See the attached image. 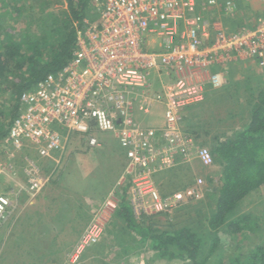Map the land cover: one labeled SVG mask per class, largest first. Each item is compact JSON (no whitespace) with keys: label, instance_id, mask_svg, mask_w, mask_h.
Here are the masks:
<instances>
[{"label":"built area","instance_id":"2783aa9c","mask_svg":"<svg viewBox=\"0 0 264 264\" xmlns=\"http://www.w3.org/2000/svg\"><path fill=\"white\" fill-rule=\"evenodd\" d=\"M231 1L100 0V22L85 27L88 21H84L70 61L20 95L17 115L0 141L5 171L21 170L27 177L28 192L35 196L50 183L75 137L88 149H97L103 142L96 135L111 133L126 152V171L133 178L129 198L132 206H139L143 212L162 211L185 197H201L198 188L202 180L198 179L197 189L191 187L185 195L178 192L161 199L153 183L148 182V171L151 157L163 156L155 148L156 138L162 136L172 148L182 138L177 128L179 113L200 104L206 86L220 89L226 83L218 71L206 77L208 70L239 60L256 63L264 70V17L251 27L228 33L204 16L207 6L229 16ZM209 27L214 38L204 45L201 38ZM150 40L152 44L157 42V49L147 48ZM151 73L160 81L159 93L149 91L153 90ZM153 102L165 106L167 128L163 132L140 128L133 120L135 111L147 112ZM185 135V139H191ZM23 141L41 160L54 165L51 172L42 173V167L29 157L14 160L11 150H21ZM168 157L165 164L171 165L172 156ZM197 157L204 166L213 164L211 151L205 147L197 150ZM145 196L150 202L144 200ZM13 203L12 193L0 192V225ZM118 203L115 197L106 201L104 209L86 227L73 258L99 241L104 214L106 210L114 212Z\"/></svg>","mask_w":264,"mask_h":264},{"label":"rangeland","instance_id":"374dc122","mask_svg":"<svg viewBox=\"0 0 264 264\" xmlns=\"http://www.w3.org/2000/svg\"><path fill=\"white\" fill-rule=\"evenodd\" d=\"M198 1L204 2V0ZM60 2L61 3L58 4L51 2L46 5L45 1L43 0L37 3L34 0H0V21H3V23H1L4 27L3 31L6 35H16L15 39L22 38L16 33H19L21 30L24 31V29L28 30L31 26H34L35 22L38 19L43 20L46 23L45 29L49 30L52 25L51 20L47 18V14L50 11L52 5L54 7L52 10L55 12L57 11L59 14L62 10H65V3L62 4V0ZM236 2L237 4L234 2V0L231 1L230 11L228 12V15L234 16V22L237 24L234 30H237V27L239 29L244 27H251L247 26L248 24L254 25V23L258 21V16L261 14V11L264 10V1L237 0ZM260 2H262L261 6H258V3ZM222 4L223 6H225V3ZM99 5L100 0H89L87 2L83 13L84 21H88L87 25H84L85 27L97 26L98 22H100V15H97V9ZM245 5L247 7H245ZM209 8L210 7L207 6V9ZM33 15H37L38 18H33ZM33 20L34 23L32 22ZM222 21L224 23L226 22L225 19H222ZM234 30L230 32L228 31V33H232L234 32ZM42 32V30H38V32L36 33V39L38 37L41 38L40 36L42 35ZM77 32H81V27ZM156 45L157 42L152 44V41L150 40L147 44V48L157 49L158 47H155ZM249 64L250 63H247V66H245L246 64H240V67H231L229 73L230 75H227L228 84L221 89L214 90L211 86H206L205 91L208 95V98L206 99L204 95L203 102H205L201 104L202 108L199 111H196L197 116L200 112L204 113V115L202 114L203 123H195L196 125L190 123L191 114L189 115V117L187 115L190 111L189 108V110H183L182 114L179 113L181 121L178 125L181 124L182 120L183 122L185 121L184 127L181 128V133H188L192 130L197 132V130H200L201 127L206 130L200 132H203L205 134H199L201 137L200 141L195 139V134H191L192 138L195 140L196 146H204L208 150H211L214 146V136L220 138L221 140L230 139L235 132H239V130H241V128L249 122L251 116V104L256 93L258 92L256 98L260 94L261 87L264 84L263 68H261L256 63H252L254 65ZM215 71L216 70H212L211 72L213 73ZM223 73L224 75L226 74L225 72ZM150 75L151 78L154 75V78L152 83L153 90L149 91L150 93H159L161 89L160 81L154 73H151ZM259 80H261V82H259ZM0 88H7V90L0 89V127H3L5 129L10 122V112H12L15 102L14 98L9 93H6L9 92L8 88H10L7 87L6 83L2 84ZM218 92L224 93L219 98L216 97V99H214V101L206 107L208 101L211 99L210 96H214L215 94H218ZM201 105L198 107H201ZM164 111V104L153 102L152 108L147 112L135 111L133 120L140 128L151 129V127H157L154 129L163 132L167 128V126L165 125L166 119L164 117ZM187 121H189V123H187ZM96 136L101 142H103V144H101V147L98 148L99 150L93 152V156L81 154L85 151V145L75 137L71 142V146L67 149L66 155H68L69 153L70 155L63 160L61 166H59L60 168L58 173L56 172L55 174H53L50 183L40 192H47L49 197L57 198L59 197L57 191H52L50 193L52 180H59L58 185L65 184V182L71 184L73 182V179L84 181L85 178L89 177V174L91 172L95 173L96 171L100 172L102 184H104L105 186L103 189V193L94 194L95 213L98 214V212H100V210L103 208V205L110 197H115V199H118L119 201L120 194L122 190L125 189V197L126 199H128V204L133 211L135 220L139 224L149 225L154 229L162 231H174L184 226H191L192 228L196 229L199 225L201 233H205L207 231V228L204 226V219H201L200 216H205L204 214H208L214 209L213 199L217 197V192L215 191V189L219 186L220 180L221 168L219 165L213 162L211 166L203 165V167L199 161H196L195 164L194 162H185L184 157L181 155H185V153L182 152H184L186 147H184V149L177 148L174 150L169 147V144L165 140V138H162V136H158L156 138V141L154 142L155 148H157L163 156L161 157V155L157 154L155 157H151L152 161L148 171V182L153 183L156 192H158L161 199H164L168 198L169 196L171 197L176 192H180L185 195L186 191L191 187L197 189L195 182L200 179L202 180V184L198 189H200L202 196L191 198L185 197L183 201L177 203L174 207L166 208L162 211L151 210L148 212H143L142 210H140L139 206L137 208V206H132L130 204L131 199L129 198L131 194L133 178L132 174H129L130 172L126 171V167L128 165L126 152L119 146L120 143L118 140H116V138H114L113 134L102 133L97 134ZM201 141L204 144L200 143ZM23 142L24 147H22L21 150L17 151L12 148L11 153L14 154V160L18 162L23 161L25 157H29L38 166L42 167L43 171L47 172V170L49 169L48 161H45L44 159L41 160L31 149V145L27 141ZM187 146L189 147L188 149L190 151L191 149L195 148L191 146L189 141L187 143ZM106 152H109L110 155H107L105 157L102 153ZM174 153L177 155H175ZM168 155L172 156L171 165L165 164L166 158L170 160ZM102 156L104 157L102 158ZM4 165V158L0 156V192L9 190L11 186H15L16 182L21 181V174H18V169H16L17 171H14L15 169L13 170L16 173H13V171L6 172L4 169ZM78 169H81L82 172ZM110 170L112 172H110ZM128 176H130L131 180L129 179L127 181L125 180V177ZM121 179H123V181H121ZM205 193L206 195H204ZM21 199L22 197H20L18 201L21 202ZM63 199L64 200L60 201H63L64 203L67 200L72 199V197L70 196V194H68L63 196ZM144 200L146 202H150L148 196H145ZM58 206L59 204L56 205L57 208ZM63 207L64 205L61 208ZM146 210L149 209L146 208ZM63 211V209H60L58 211V214L55 216V221L58 222V225H62L63 220H66L70 214L71 216L73 214L70 211ZM263 212L264 188H261L258 193L253 194L252 196H249L244 201H242V204L238 208V212H236V216L246 213L254 217H259ZM113 213L114 212H111V210H106L103 218L104 230L97 244L93 248H86L82 253H80V255H78L77 259L73 258V256L70 257V259L73 261L72 263H70L69 261L70 264H181V261L179 260L170 261L167 259H156L153 253L150 251H146L143 246L139 244L134 245V242H131L130 240L131 236L128 235L129 233H117L119 230V225L121 226L122 224L112 217ZM77 218H79L76 226L77 231L74 227L73 233L79 232L80 228L82 230L83 227H87L90 223V221L85 223L86 215H84V213L81 215L77 214ZM262 221L263 220L259 221V223L257 222L260 227L263 225ZM2 224L0 225V228ZM122 229L124 230V228ZM0 230H4V228H1ZM33 232L38 233L40 231L38 229H33L31 233ZM4 233L5 232L0 231V235L3 237ZM45 233L46 232H44L43 235H38L34 238H31V253H20L21 251H19L18 247L16 246L13 249L15 250V254L18 256L15 259L16 261H13L12 259L7 260L9 259V257L6 255V253L3 252V256L0 257V264H47V262L50 261L51 255L54 254V251L52 248H50V245L47 246L53 235ZM238 235V242L229 243V239H227L224 234H221V244H223L224 246V251L220 252V249L218 248L210 257H208V261L206 262V264H214L216 263V261L227 262V258L234 257L236 254L238 255V248L243 251L249 250L248 248L252 249L263 239L262 232L257 234H249L243 232V234L240 233ZM3 241L4 238L2 239V242ZM58 241L69 243V238L65 239L59 237ZM66 255L67 251L63 249V254L59 255L61 257V261L65 260ZM67 262L63 264H69Z\"/></svg>","mask_w":264,"mask_h":264},{"label":"trees","instance_id":"16d2710c","mask_svg":"<svg viewBox=\"0 0 264 264\" xmlns=\"http://www.w3.org/2000/svg\"><path fill=\"white\" fill-rule=\"evenodd\" d=\"M34 1L37 3L41 0ZM43 1L46 5L51 2L61 3V0ZM88 1L62 0L66 7L60 14L52 10L54 8L52 5L47 14L52 27L46 30V23L38 19L28 30L16 33L22 37L18 39H15L16 35H6L1 24L3 21H0V86L6 83L7 87H10L6 93H9L15 102L10 112V122L5 129L0 127V141L7 136L8 129L17 115L20 95L48 75L59 72L72 58L77 31L83 26V13ZM33 18L36 19L38 16L33 15ZM32 22L34 23V20ZM39 29L43 32L41 38L36 39ZM257 94L258 92L251 104L250 120L239 132H235L230 139L221 140L213 137L214 146L210 151L213 162L220 166L221 171L219 186L215 189L217 197L213 199L214 205L212 204L214 209L204 214L205 216H200L204 219V226L208 232L201 233L199 225L196 229L184 226L174 231H162L139 224L131 207L126 204V192L123 189L112 216L122 224L119 225L117 233H129L134 245L143 246L146 251L152 252L156 259L179 260L181 264H206L208 257L218 248L220 252L224 251L221 234H224L231 243L238 242L237 237L240 233L262 232L263 239L254 248H248L246 251L238 248V255L227 258V262L216 261L214 264H264V212L259 217L246 213L236 216L242 201L264 188V84L256 98ZM96 150L99 149H88L85 146V151L81 154L93 156ZM102 154L105 157L110 155L109 152ZM59 168L56 170L57 173ZM101 179L100 172L95 171L84 181L73 179L71 184L65 182L60 185L59 197L68 194L72 197L69 205L72 217L82 214L88 196L90 198L92 195L95 199V193H103L105 185ZM58 182L59 180L56 182L52 180L51 185H58ZM261 220L263 225L260 227L257 222ZM57 239L56 236H52L47 244L53 251ZM96 244L87 248H93Z\"/></svg>","mask_w":264,"mask_h":264},{"label":"crops","instance_id":"0c3cea01","mask_svg":"<svg viewBox=\"0 0 264 264\" xmlns=\"http://www.w3.org/2000/svg\"><path fill=\"white\" fill-rule=\"evenodd\" d=\"M236 1L237 0H235V3L237 4ZM261 3L262 2L258 3V6H261ZM245 7H247V6L245 5ZM221 15L224 16V14L222 12L218 13L216 10H214L212 8H209L204 14V16L207 18V20L209 22L212 21V24L217 25L215 27L225 28L229 32L234 30L235 27L237 26V24L234 22V18H233L234 16L229 15V16H224V18H223V16H221ZM258 17H264V10L261 11V14ZM222 19H225L226 22L224 23L222 21ZM222 23H224V24H222ZM252 25L248 24L247 26H252ZM239 27H241V26H239ZM236 29H239V28L237 27ZM213 38H214V31H213L212 27H209L208 31H207V35L202 36L201 40L204 43V45H209L213 41ZM155 47H158V45H156ZM247 63H250L249 65L252 64L251 62L243 63V61L239 60L238 62L230 61L227 64L223 63V64H220L219 66L215 67V70L223 75V79L226 82L223 85V87L228 84L227 75L230 73V68L233 66L240 67V64H243V65L246 64L245 66H247ZM252 65H254V64H252ZM211 71H212V69L208 70L207 73H205L206 77H207L208 73H211ZM223 72H225L226 74L224 75ZM237 73H238V71H237ZM214 90H218V89H214ZM223 93L224 92H218V94H215L214 96H210L211 99L208 101L206 107L209 106L211 104V102H213L214 99H216V97L219 98L221 95H223ZM204 95H205V98L207 99L208 95H207L205 90H204ZM204 102L202 101L200 104L189 108L190 111L188 112L187 115L189 117V115L191 114V116H190V121H191L190 123L191 124L203 123L202 114L204 115V113L200 112V113H198V116H197L196 111H199L202 108L201 104H203ZM200 105H201V107H198ZM184 115H183V117H184ZM184 123H185V121L183 122V120H182L181 124L179 126H177L179 132L181 131V128L184 127ZM187 123H189V121H187ZM151 128H157V127H151ZM201 131H206V130L201 127V129L200 130L198 129L197 132L194 130H192L188 133L182 132L181 133L182 138H180L179 142H174V144L171 145L172 149H174V150L177 148H183L184 149V147H186V149L184 150L185 155H181L184 157L185 162H189V163L194 162V164L196 163V161L200 162V160L197 157V150L200 147L195 145V140L192 138L191 134L192 135L195 134V136H196L195 139L200 141V138H201L200 135H205L203 132L200 133ZM185 133L188 134L191 138V139H188L193 143V144H191V146L195 147L194 149H191V151L189 150V153H187L189 147L187 146L188 140L184 138ZM214 137H216V136H214ZM200 143H202V141ZM202 144H204V143H202ZM202 147H204V146H202ZM175 155H177V154H175ZM48 166H49V169L47 170V172L42 171V173L48 174V172H51L54 165L49 163ZM77 167H79V166H77ZM78 170H81V169H78ZM55 172H57V171H55ZM55 172L52 173L51 178H52L53 174H55ZM81 172H82V170H81ZM13 173H16V172H13ZM18 174H21V176H20L21 181L16 182L15 186H11L9 188V190L6 191V192L12 193V200L14 201V207L12 208V211L10 212L6 221L1 226V228H4V230H0V231L5 232V233H4V237L0 235V257L3 256V252H4L9 257V259H7V260L12 259L13 261H16L15 259L18 256L15 254V250H13L14 247H16V246L18 247V250L21 251L20 253H23V254H25L24 252H26V253L30 252L31 253V250H30L31 246H32V245H30L31 238H34L35 236H38V235L39 236L43 235V233L46 232L50 235L56 236L58 238L57 240H59V237H62L65 239L69 238V242H70V243H63V242H59V241L55 242L54 254L51 255L50 261H48L47 264H63L67 261H68L67 263H69V261H70V263H72L73 261L70 259V257L73 256V254L76 250V247L78 245L79 239L83 235L86 227H83L82 230L80 228L79 232L73 233L74 227L77 231L76 226H77L78 218L72 217L70 215L68 216V218L66 220H63L62 225L61 224L58 225V222L55 221V216L58 214V211L60 209H63L66 212H68L70 210L69 205H70L71 201L67 200L66 202L63 203V201H60V200H64L63 197H61V198L60 197H57V198L56 197H49L47 192L46 193L40 192L37 194V196H33L32 194H30L28 192L27 177L22 173L21 170H19ZM54 182H56V181H54ZM60 185H52V187L50 189V193L52 191H57V194H59L58 191H61ZM176 193H178V192H176ZM204 195H206V193ZM20 197H22L21 202L18 201ZM56 200H57V202H56ZM58 204L60 207L58 206V208H57L56 205H58ZM126 204L129 205L128 199H126ZM63 205H64V207L61 208ZM83 207H84V210H83L82 214L84 213V215H86L85 223L92 221L94 216L97 214L94 211V199H93L92 195L90 196V198H89V196L86 198ZM103 207H104V205H103ZM103 209L104 208H102L101 210H103ZM101 210H100V212H101ZM88 217H89V219H88ZM4 225H5V227H4ZM45 227H48V228H45ZM33 229H38L40 232L31 233V231H33ZM73 235H74V237H73ZM1 237L4 238L3 242H2L3 238H1ZM63 249H65L67 251V255H66L65 260L61 261V257L59 255L63 254ZM12 251H14V252H12Z\"/></svg>","mask_w":264,"mask_h":264}]
</instances>
